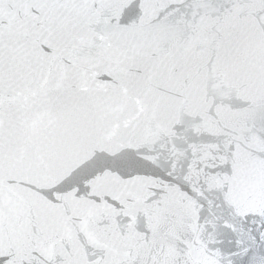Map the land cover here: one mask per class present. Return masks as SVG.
<instances>
[{
  "label": "snow or ice",
  "instance_id": "obj_1",
  "mask_svg": "<svg viewBox=\"0 0 264 264\" xmlns=\"http://www.w3.org/2000/svg\"><path fill=\"white\" fill-rule=\"evenodd\" d=\"M0 264H264V0H0Z\"/></svg>",
  "mask_w": 264,
  "mask_h": 264
}]
</instances>
